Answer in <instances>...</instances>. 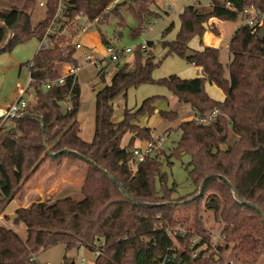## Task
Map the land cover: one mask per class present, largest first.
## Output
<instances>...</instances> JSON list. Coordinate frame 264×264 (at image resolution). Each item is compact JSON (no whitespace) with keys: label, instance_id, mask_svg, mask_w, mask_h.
Wrapping results in <instances>:
<instances>
[{"label":"trees","instance_id":"16d2710c","mask_svg":"<svg viewBox=\"0 0 264 264\" xmlns=\"http://www.w3.org/2000/svg\"><path fill=\"white\" fill-rule=\"evenodd\" d=\"M113 1L71 0L66 15L73 19L84 14L89 22L104 24L112 13L119 14L121 5L110 10ZM133 3L129 9L139 23L160 17L152 8L155 0ZM36 6L38 0H0V52L12 51L31 39L43 40L56 4L51 1L45 19L33 25L31 13ZM252 7L264 12V0H211L209 7L195 4L184 8L175 40L160 43L166 50L161 57L156 60L153 42H149L148 52L141 45L133 63L125 62L111 83L97 90L91 142L81 137L76 118L81 107L78 79L69 76L62 85L43 88L44 82L61 78L63 65L79 64L76 49L66 36L51 37L50 45L40 49L32 60L35 101L16 117L0 118V215L49 159L57 160L59 166L65 158L86 164L83 197H50L17 209L14 224L25 225L27 237L23 239L13 229L0 226V264H41L37 255L59 244L67 250L86 247L100 251L95 264H161L173 244L167 230L184 225L181 212H177L181 205L198 204L195 232L208 235L199 220L202 198L205 211L213 212L224 224L227 244L220 247V258L198 259L192 264H224V253L229 251L239 264H258L264 258V36H258L264 25L254 33L245 24L242 12ZM239 18L244 23L230 39L229 74L225 77L220 48L193 50L189 44L196 37L202 41L207 32L220 38L221 30L212 22L214 19L228 22ZM120 24H125L123 17ZM173 27L172 23L165 35ZM98 30L102 42L109 45L108 37ZM188 50L194 52L189 58ZM174 55L201 67L202 74L191 79L177 74L154 79V70ZM106 69H100L103 81ZM207 82L224 91L223 101L209 95ZM145 84L166 86L195 115L180 123L181 137L167 158L171 167L172 158L191 157L189 176L198 193L188 201L172 198L177 184L169 183L159 156L138 162L133 155L136 140L153 138L152 129L138 127L135 119L158 115L169 123L178 120L176 111L160 108L167 98L149 97L133 112L126 108L120 121L114 119V101ZM214 109L219 110L215 121L197 120ZM127 133L133 136L129 145L122 146ZM110 175L136 202L124 195ZM64 261L75 264L67 257Z\"/></svg>","mask_w":264,"mask_h":264},{"label":"rangeland","instance_id":"374dc122","mask_svg":"<svg viewBox=\"0 0 264 264\" xmlns=\"http://www.w3.org/2000/svg\"><path fill=\"white\" fill-rule=\"evenodd\" d=\"M133 0H114L110 10H114L117 5H121L119 9V14L112 13L108 22H104V24H100L97 22H89L87 17L84 14L83 18L78 20L79 22H75L72 24L64 25L62 28L61 34L66 36L65 38L71 42V44H75L80 42L83 44L87 50L95 49L97 52L95 56L97 58H102L104 55V49L106 45L102 42L101 36L98 29L108 37L110 43L114 48L117 49H125L132 48L133 52L127 54L124 58L120 60V62L115 63H107L105 62L102 67H107L105 80L103 81L100 75V70L93 65H87L83 61V51H79V53H75V55L80 56L79 61V84L81 87V107L76 116L77 120L80 122L81 126V137L87 141L91 142L95 133V112H96V92L101 87L108 85L112 81V77L115 72L121 67L125 62L133 63L135 59L136 50L143 44H146L148 47V40H155L156 37H161L162 33L171 25V23L175 22L174 29L167 34L165 37L173 39V37L177 34L176 31L180 28L181 20L179 13L183 11L184 8L190 5L199 4L203 7H209L211 0H158L160 8L158 5H153L152 8L155 12L160 14L158 18H151L150 22L139 23L138 20L134 17L133 13L129 9L132 5H134ZM170 5V7H169ZM46 17V10L44 8H40L36 6L35 9L31 13V22L33 25L38 24L40 21L44 20ZM121 17L124 18L125 24L121 25ZM228 27L221 32V38L229 39L232 32L238 28L240 25L244 23L242 18H239L237 21H228L223 22ZM143 25H148L146 29L141 28ZM222 27V26H221ZM84 28V29H83ZM223 28V27H222ZM178 33V32H177ZM174 35V36H173ZM160 39V38H159ZM196 40L200 43V38L196 37L192 40V42H196ZM163 42V41H162ZM154 43V42H153ZM161 42L154 43L156 47L154 48V54L156 56V60L161 57L163 54H159L157 50L159 48H163L160 45ZM38 40L31 39L25 43L19 44L18 46H24L25 52L24 58L28 59L26 62H30L33 57H31L32 52H36L39 48ZM14 47L13 50L16 48ZM148 48L144 49L147 50ZM12 50V51H13ZM149 50H147L148 52ZM146 52V53H147ZM30 53V54H29ZM221 61L225 65V77H228V68L227 62L229 58V53L227 47L220 48ZM31 57V58H30ZM11 59H9V51L0 52V69H5ZM184 61V60H183ZM182 59L176 55L167 57L160 67L156 68L153 72V78L158 80L164 77H168L173 74H177L179 76H184L188 74L186 72V65ZM23 62L22 64H25ZM6 65V66H5ZM21 65L14 68H8L7 75L3 80L0 77V109L4 111L7 107H9L14 101L19 98V91L17 89V84H21L22 86H26L29 79V72L26 67H23L21 73H19V68ZM63 69V66H62ZM62 72V71H61ZM207 92L211 93L214 98L220 99L224 95V91L216 85L206 83ZM150 96H165L168 98V102H162L161 107L165 110H173L179 114L178 120L174 122H166L160 116L154 115L150 118L142 117L140 119H135L134 123L138 125V127H147L151 126L152 133H162L166 136L167 140L164 144V147L161 151L157 152V156H159L160 160L163 162V171H166L169 174V183L172 185L174 183L177 184V189L174 192L172 198L177 202H185L190 199H193L198 191H196V187L192 182L189 171L191 166H189V162L191 157L189 155H184L180 159L172 158L171 167L168 166L167 158L170 154L171 150L176 147L177 142L181 137V130L179 129V125L183 121L192 120L195 118L194 113L191 109L179 102V100L172 94V92L163 85L158 84H145L140 86L139 88L130 89L128 92V96L125 98V102H123V106L121 105V101H114L115 105V120H120L123 117V108L124 107H136L137 105H141L142 101ZM36 94L34 90L29 91L24 99L27 102L33 103L35 101ZM121 100V99H118ZM185 110V111H184ZM133 112V110H131ZM193 114H192V113ZM133 136V133H127L123 140L122 146L129 145V140ZM139 141V145L144 144L145 141ZM71 197L75 200H81L83 195L81 190H68L64 188L61 192V195L57 196V198H66ZM14 202V200L12 201ZM7 207L4 213L9 214L8 220L10 219V223L14 226V217L15 212L14 206L16 203H12ZM205 198L200 200V204L202 205V209L200 212V223L203 229H212L214 233L219 229L218 218L211 211H205L204 209ZM186 204V205H185ZM178 207L177 212H181L182 221H184V225H179L181 227L187 228L190 231H195L196 223H195V205L196 204H188L185 203ZM7 220V219H6ZM1 223V222H0ZM8 225V221L2 222L0 226L6 227ZM219 225V226H218ZM18 226H23V224L16 225L19 233L21 232V228ZM67 257L70 263L75 264H95L96 261V252L87 249L86 247L76 248L72 250H67L64 244H59L53 246L49 249L41 251L37 255V261L41 264H66L64 259ZM224 259L233 260L232 264H239L235 261V257L232 252L224 253ZM85 260V262H83ZM264 264V258L258 263Z\"/></svg>","mask_w":264,"mask_h":264},{"label":"built area","instance_id":"2783aa9c","mask_svg":"<svg viewBox=\"0 0 264 264\" xmlns=\"http://www.w3.org/2000/svg\"><path fill=\"white\" fill-rule=\"evenodd\" d=\"M53 1L56 4V11L51 18V23L47 28L45 36L40 44V49H43L50 45V39L53 35L61 36L62 28L64 25L72 24L75 22H79L78 20L83 18V15H77L75 18L70 19L67 17V11L70 7L71 0H38V6L40 8L46 9ZM245 17V24L253 28L254 33H258L259 29L264 25V12L256 10L254 7L248 8L242 12ZM148 25H143L141 28L146 29ZM76 53L79 51H83V61L87 63V65H93L98 70L102 68V65L107 63H115L120 62L122 58H124L127 54L132 53L133 49L128 47L125 49H117L112 46L111 43L106 45L104 55L102 58H97L95 53L97 52L95 49L87 50L86 47L83 46L82 43L77 42L73 44ZM143 49L147 48L146 44H143ZM68 50H66L67 52ZM76 59L80 61V56L75 55ZM29 71V79L26 86H22L21 84H17V89L19 91V98L14 101L9 107L7 112L5 113V118H9L12 116H18L22 114L30 102H27L24 97L25 95L34 90L33 83L34 79L31 75V68L33 67V61H30L26 66ZM79 64L78 66L75 64H65L63 65L62 76L58 81L51 82L46 81L43 84V88L52 89L55 85H62L67 77L73 76L74 79H78L79 73ZM35 92V91H34ZM69 105L68 102L65 103ZM219 114L218 109H214L208 115L203 118H197L198 121L203 122H212L215 121ZM167 138L162 133H154L153 138L151 140L145 141L144 144L135 146L133 148L134 158L138 162L145 161L148 157L158 155L157 152L161 151L164 147ZM2 216L0 215V220ZM219 229L214 233L212 229H206L208 235L204 236L198 232L190 231L187 228L176 226L173 228H169L167 230L168 237H170L173 241L172 246L167 249L166 254L164 255L161 264H192L195 260L198 259H211L215 257L216 259L220 258V247H225L227 244V236L224 233V224L220 223ZM100 255V251H96V257ZM34 260V259H33ZM224 260V264H232L233 260ZM85 262V260H83Z\"/></svg>","mask_w":264,"mask_h":264},{"label":"crops","instance_id":"0c3cea01","mask_svg":"<svg viewBox=\"0 0 264 264\" xmlns=\"http://www.w3.org/2000/svg\"><path fill=\"white\" fill-rule=\"evenodd\" d=\"M155 4L158 5L160 8H162L159 5L158 0H155ZM169 7H170V5H169ZM182 12L183 11H181L179 13V16H180V14ZM212 22L217 24L220 27L221 32L223 31V34H224V29L226 27H228V26L225 23H223V22H221L219 20H216V19H214ZM172 23L174 24V27H175V22L173 21ZM174 27H173V29H174ZM180 27H181V25H180ZM179 30H180V28H179ZM235 30L232 32V34H231L229 39H226V37L225 38H221V37L218 38V37L214 36L213 34H211L210 32H207L204 35L202 41L200 40V43L197 40H196L195 43L191 41L190 44H189L190 48L193 49V50H201L204 46H211V47H217V48L227 47V49H228V45H229L230 39H231L233 33L235 32ZM177 32H178V29H177L175 34H177ZM165 36L166 35L163 32L161 37H156L155 40H148L147 43H149V42L157 43V42H162V41H173V40H175L177 35H175V36L173 35L174 36L173 39H170V38L165 37ZM36 40H38V39H36ZM101 40H102V38H101ZM40 42L41 41L38 40V43H40ZM23 47L24 46L20 45V46L16 47L13 51H9V59H11V62L9 61L10 64H8V66L5 69H0V77L3 80L5 79V77L7 75V72L9 70L8 68L17 69V67L19 65H21L20 68H19V73H21L22 68L26 67L27 64L29 63V62L28 63L26 62L28 59L24 58V54L27 55V53L25 52V48H23ZM39 50H40V44H39L38 50L36 52L34 51V52L31 53V57L34 58V56L36 55V53ZM104 51H105V49H104ZM165 51L166 50L164 48H159L157 50V52L159 54H164ZM181 59H182V61L184 60L183 62H184V64L187 67L186 68V72H188V74H186L184 76H180V77L191 79V78H195L197 76H200L202 74L203 69L201 67H196V66L192 65L191 63H189L184 58H181ZM23 62H26V63L22 64ZM26 69L28 70L29 75H30L29 69L27 67H26ZM78 81H79V78H78ZM131 89H134V88H131ZM209 95L212 98H214L211 93H209ZM127 96H128V93L124 97L123 96L118 97L116 99V101L117 102L121 101V105L123 106L122 103L125 102V98ZM150 97H152V96H150ZM147 98H149V97H147ZM147 98H145V99H147ZM118 99H121V100H118ZM214 99H216V98H214ZM224 99H225V94L223 95L222 98L216 99V100L223 101ZM167 100H168V98H167ZM162 102H164V100ZM162 102L160 104H162ZM160 104H159L160 108L164 109L163 107H161ZM140 106L141 105H139V106L137 105L136 107H131V108L126 106V107L123 108L122 112H124V110L126 108L135 111ZM7 110H8V107L4 111H2V109H0V117L5 115ZM5 120H7V118H5ZM120 120H115V121H120ZM148 127H151V126H148ZM137 144H139V141L136 140V142L134 144V147L138 146ZM87 174H88V167L86 166L85 163H83L81 161L69 162L65 158V159L62 160V162H61V164L59 166V162L57 160L49 159V160H47L44 163V165L35 174V176L27 183V185L24 187L23 192L21 194H19L14 199V202H12V203H16L17 205L13 207L14 208L13 211L16 212L17 209H19L21 207L29 206L30 204H32L33 202H36V201H45V200H47L50 197L51 198H56L57 196L61 195V192H62V190L64 188H67L68 190L76 189V190H81L82 191V187H83V185L85 183ZM1 216H2V219L0 220L1 223L5 222V221H8V225L6 227L7 228H11L14 231L17 230L16 225L12 226L11 223H10V219L8 220L9 214L3 213V214H1ZM23 226L24 227L18 226L19 229L20 228L22 229L21 230L22 233H19V231H16V232L19 234L20 237L25 239L27 237V230H26V226L25 225H23Z\"/></svg>","mask_w":264,"mask_h":264},{"label":"water","instance_id":"95a60500","mask_svg":"<svg viewBox=\"0 0 264 264\" xmlns=\"http://www.w3.org/2000/svg\"><path fill=\"white\" fill-rule=\"evenodd\" d=\"M258 36L259 37H263L264 36V29H262L261 31H260V33L258 34ZM194 55V52L192 51V50H188V52H187V55H186V57L187 58H189V57H191V56H193ZM6 115H3V116H1V117H5ZM0 117V118H1ZM12 117H16V116H12ZM110 178L121 188V190L123 191V193H124V195L129 199V200H131L132 202H136L133 198H131L130 197V195L124 190V188H123V186L121 185V183L119 182V181H117L116 179H115V177L113 176V175H110ZM208 179V177L202 182V184H201V186H200V194L202 193V191H203V188H204V184H205V182H206V180Z\"/></svg>","mask_w":264,"mask_h":264}]
</instances>
